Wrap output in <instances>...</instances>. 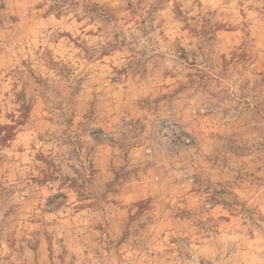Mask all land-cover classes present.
Segmentation results:
<instances>
[{
  "label": "rangeland",
  "instance_id": "obj_1",
  "mask_svg": "<svg viewBox=\"0 0 264 264\" xmlns=\"http://www.w3.org/2000/svg\"><path fill=\"white\" fill-rule=\"evenodd\" d=\"M0 264H264V0H0Z\"/></svg>",
  "mask_w": 264,
  "mask_h": 264
}]
</instances>
